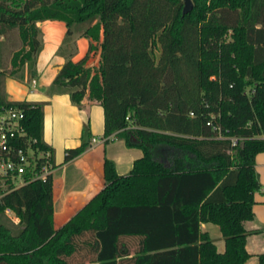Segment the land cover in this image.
Here are the masks:
<instances>
[{
  "label": "trees",
  "instance_id": "trees-1",
  "mask_svg": "<svg viewBox=\"0 0 264 264\" xmlns=\"http://www.w3.org/2000/svg\"><path fill=\"white\" fill-rule=\"evenodd\" d=\"M184 1L0 0V80L33 69L37 22H62L70 36L95 21L83 33L86 54L53 84L75 105L87 96L102 108L105 143L115 135L143 153L126 176L105 159L104 188L55 229L52 176L34 179L57 167L43 140L44 104L8 102L0 83V108L23 112L26 134L13 146L47 154L0 183V264H68L83 247L92 264L247 262L244 223L254 217L255 158L264 152V30L250 26L257 0H191L183 15ZM88 147L66 150L64 163ZM207 224L219 229L223 253L202 231ZM123 239L136 243L134 256Z\"/></svg>",
  "mask_w": 264,
  "mask_h": 264
},
{
  "label": "crops",
  "instance_id": "crops-1",
  "mask_svg": "<svg viewBox=\"0 0 264 264\" xmlns=\"http://www.w3.org/2000/svg\"><path fill=\"white\" fill-rule=\"evenodd\" d=\"M94 23L87 24L86 29ZM36 27L40 50L33 69L25 65L17 75L6 76L0 83L2 95L8 102L44 104L43 140L53 148L57 166L51 171V176L54 228L59 229L104 188L105 159L114 163L118 175L124 176L143 153L138 148L127 147L115 135L105 143L102 108L89 101L87 96L80 105H75L70 101L67 90L53 84L68 60L77 62L86 54L91 40L83 36L84 32L75 31V25L71 28L70 36H66L67 28L62 22H37ZM3 41L4 38L0 36V43ZM83 49L86 51L83 52ZM99 54L100 51L98 57ZM3 65L6 71L11 69L10 56L4 57ZM83 142L89 143L88 149L79 157L64 163L65 151L75 149ZM255 173L260 188L254 194V217L244 223L245 249L249 254L245 264H260L259 256L264 255V152L255 158ZM7 215L15 224L18 222L13 213L7 212ZM201 229L208 233L217 252L223 253L224 239L219 229L215 230L209 224L202 225Z\"/></svg>",
  "mask_w": 264,
  "mask_h": 264
},
{
  "label": "built area",
  "instance_id": "built-area-1",
  "mask_svg": "<svg viewBox=\"0 0 264 264\" xmlns=\"http://www.w3.org/2000/svg\"><path fill=\"white\" fill-rule=\"evenodd\" d=\"M22 119L23 112L21 110L0 108V183L9 175L21 176L27 168L35 163L37 158L47 157V154L41 153L36 157L31 149L15 148L13 146L14 140L26 134L18 124V121ZM93 141L95 142V140ZM237 142V139H231L233 147L237 145ZM50 174L51 170L45 167L42 174L35 176L34 179L44 180ZM23 184V182H20L19 185Z\"/></svg>",
  "mask_w": 264,
  "mask_h": 264
},
{
  "label": "rangeland",
  "instance_id": "rangeland-1",
  "mask_svg": "<svg viewBox=\"0 0 264 264\" xmlns=\"http://www.w3.org/2000/svg\"><path fill=\"white\" fill-rule=\"evenodd\" d=\"M250 26L254 27L255 29L264 30V0H257L256 1L254 8H253V12H252V22L250 23ZM86 27H87V24L83 23V24L75 25L74 29H75V31L84 32ZM257 39H258L257 41H259L258 37H257ZM85 51H86V49H83V52H85ZM98 52L93 54L88 61V65L92 66L91 68H96L98 65L97 64L98 59H99V57L97 56ZM151 54L155 60L158 58V56H159L158 45L155 44L154 47L151 48ZM101 137H102V135H101ZM115 142H118V141H115ZM111 143H113V142H111ZM164 158H165V161H166V159H169V153L167 151L165 153ZM166 163H167V161H166ZM125 173L126 174H124V176L129 174V172H125ZM210 226L215 228V230H218V228L216 226H214V225H210ZM82 240L87 241L88 238L87 239L83 238ZM122 242L127 245L128 249H129L128 254L130 256H134V254L137 250L136 243L134 241H129V240H125V239H123ZM83 249H85V248L83 247ZM83 249L81 250V249L77 248V250L74 253V255L72 256V258L68 259V264H92V261H94L93 260L94 258L87 251H85ZM120 264H128V263L125 262V259H123L122 261H120Z\"/></svg>",
  "mask_w": 264,
  "mask_h": 264
},
{
  "label": "water",
  "instance_id": "water-1",
  "mask_svg": "<svg viewBox=\"0 0 264 264\" xmlns=\"http://www.w3.org/2000/svg\"><path fill=\"white\" fill-rule=\"evenodd\" d=\"M192 2L191 0H185L184 1V7H183V15L189 13L192 9Z\"/></svg>",
  "mask_w": 264,
  "mask_h": 264
}]
</instances>
